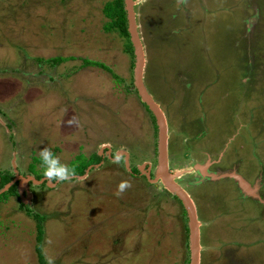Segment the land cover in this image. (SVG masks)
<instances>
[{"label":"rangeland","instance_id":"1","mask_svg":"<svg viewBox=\"0 0 264 264\" xmlns=\"http://www.w3.org/2000/svg\"><path fill=\"white\" fill-rule=\"evenodd\" d=\"M109 1L0 0V173L18 176L20 202L46 216L44 264H188L180 206L143 175L154 173L156 130L124 40L104 30ZM133 2L168 171L200 223L199 264H264V0ZM44 147L66 165L102 161L82 177L22 184L42 174ZM207 162V173L257 181L261 200L193 169ZM19 200H0V264H39Z\"/></svg>","mask_w":264,"mask_h":264},{"label":"water","instance_id":"2","mask_svg":"<svg viewBox=\"0 0 264 264\" xmlns=\"http://www.w3.org/2000/svg\"><path fill=\"white\" fill-rule=\"evenodd\" d=\"M123 6L125 10L127 33L129 35V41L133 52V86L137 92L138 97L141 102L146 105L150 113L153 115L156 125V166L154 168L153 178L150 179L149 175L146 174L149 181L157 182L159 181L163 188L166 189L170 194L177 197L181 202L183 209L186 213V225L188 229V264H199V252H200V236L199 227L200 223L196 216V211L194 205L192 204L188 195L179 187V185L174 181V176L168 171V160H167V128L165 124V119L160 111L159 107L153 102L151 97L146 92L143 85V70H144V56L142 51V46L137 32V25L135 21V14L133 10L134 2L133 0H123ZM126 162V159H125ZM126 164V163H125ZM210 163H205L202 166L195 165L194 170L199 171L201 175H205L212 180H218L224 177H231L235 180L240 191L249 197L259 198L256 194V187L252 188L249 184L238 174L226 173V174H212L206 172V167ZM90 167L87 168L86 172ZM82 177V176H79ZM16 176L11 182H9L2 190H6L11 186ZM22 184L26 181H33V183L40 184L43 180H36L32 178H20ZM3 192V191H2ZM263 203V202H262ZM264 204V203H263Z\"/></svg>","mask_w":264,"mask_h":264},{"label":"trees","instance_id":"3","mask_svg":"<svg viewBox=\"0 0 264 264\" xmlns=\"http://www.w3.org/2000/svg\"><path fill=\"white\" fill-rule=\"evenodd\" d=\"M102 13L108 19L106 24L104 25V30L107 32H115L117 35H119L124 40V48L126 53L130 56L131 60L133 59V52L132 47L129 41V35L127 33V25H126V17H125V10L123 6V0H110L109 2L104 3L102 7ZM62 59L55 58L52 59V64L59 63ZM50 62V61H49ZM84 66H96L99 67L105 71H111L106 65L99 63L97 61L84 59L82 61ZM133 66V61H131V67ZM143 107L146 109V111L149 113L152 124L154 129L156 130L155 120L153 115L150 113L148 108L144 103H142ZM40 162L39 159H34V162ZM102 161V158L97 155L96 153L91 154L89 157L85 158L82 155H79L76 157L75 161L71 162V164L68 166L73 169V178L83 176L87 170L88 167L95 166L99 164ZM29 171H33V165L29 164L28 167ZM131 172L135 173L138 172L134 167H131ZM41 177H43L42 174H37L35 176L36 180H39ZM13 174L8 171H4L0 173V190L3 189L9 182L13 180ZM55 180V179H53ZM17 184L13 183L11 186H9L5 191L0 193V200L5 199L6 197L13 196L19 200V194L16 189ZM42 186H45L44 183ZM165 193H167V196L172 197V200L177 202V204L180 206L181 209V216L183 217L184 221V245L186 248L187 256L189 254L188 252V229L186 225V216L185 211L180 203V201L177 199L176 196L170 194L166 189H163ZM19 207L20 209L24 210L27 215H29L35 224V244L34 249L36 252L37 261L39 264H44V258L41 252V244L43 242L44 238V221L45 217L44 215H41L37 213L36 211L30 209L28 206L23 204V202H20L19 200ZM182 217L180 219H182ZM179 218V217H178ZM179 219V220H180ZM181 221V220H180ZM189 259V258H188ZM189 261V260H188Z\"/></svg>","mask_w":264,"mask_h":264},{"label":"clouds","instance_id":"4","mask_svg":"<svg viewBox=\"0 0 264 264\" xmlns=\"http://www.w3.org/2000/svg\"><path fill=\"white\" fill-rule=\"evenodd\" d=\"M71 123V121H69ZM40 166L43 169L42 175L49 182L52 183L53 179L57 183L73 178V169L66 164L61 163L57 156L54 155L47 147L41 148L38 152ZM127 186L126 181L120 182L118 185L119 190H123Z\"/></svg>","mask_w":264,"mask_h":264},{"label":"flooded vegetation","instance_id":"5","mask_svg":"<svg viewBox=\"0 0 264 264\" xmlns=\"http://www.w3.org/2000/svg\"><path fill=\"white\" fill-rule=\"evenodd\" d=\"M107 158V156H105L104 155V158ZM117 158H118V156H116V154H114V159L115 160H117ZM210 165V164H209ZM208 167V166H207ZM206 167V168H207ZM147 172H145L143 175H146V174H148L149 175V177L152 179V177H153V175H152V173L150 172V170L148 169V167H147ZM222 172H229V173H232V172H234V173H236V171H234V170H231V171H222ZM129 173H131L132 175H134V173H132L131 172V169L129 170ZM200 173V172H199ZM201 174V173H200ZM237 174V173H236ZM148 178V177H147ZM207 179H209V180H212L211 178H209V177H207L206 176V180ZM226 179H229V180H231L234 184H236V182H235V180L233 179V178H231V177H226ZM199 180V179H198ZM245 180V179H244ZM256 180H258L259 181V179H256ZM256 182L257 181H255V184L254 185H252L251 183H250V186L252 187V188H254V187H256V192L257 191H259V189H260V184H256ZM259 183H260V181H259ZM236 186H237V184H236ZM162 189H164V188H162ZM237 189L239 190V192H240V195H241V197L242 198H249V199H253V200H256V201H258V199H255V198H251V197H249V196H247V195H244L241 191H240V189L238 188V186H237ZM257 194V193H256ZM262 198V197H261ZM181 203V202H180ZM182 205V204H181ZM183 207V206H182ZM195 211H196V208H195ZM185 216H186V213H185ZM196 216H197V213H196ZM186 222H187V219H186ZM200 228V227H199Z\"/></svg>","mask_w":264,"mask_h":264}]
</instances>
